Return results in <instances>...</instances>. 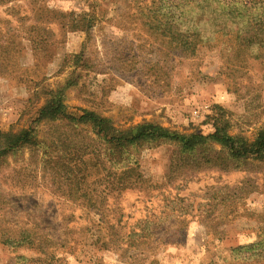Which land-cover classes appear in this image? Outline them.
<instances>
[{"label": "rangeland", "instance_id": "374dc122", "mask_svg": "<svg viewBox=\"0 0 264 264\" xmlns=\"http://www.w3.org/2000/svg\"><path fill=\"white\" fill-rule=\"evenodd\" d=\"M159 0H13L0 5V148L34 128L39 144L0 159V264H264V160L236 163L175 145L133 150L143 188L113 194L102 164L75 162L97 147L92 125L36 121L60 94L68 113L95 111L112 132L155 123L183 133L253 139L264 126V59L242 72L218 49L166 52L136 17ZM204 150V149H203ZM107 189V188H106ZM103 195L101 206L89 199ZM20 229L46 254L18 244Z\"/></svg>", "mask_w": 264, "mask_h": 264}, {"label": "trees", "instance_id": "16d2710c", "mask_svg": "<svg viewBox=\"0 0 264 264\" xmlns=\"http://www.w3.org/2000/svg\"><path fill=\"white\" fill-rule=\"evenodd\" d=\"M13 0H0V5ZM146 31L152 35L168 53H178L191 58L203 48L218 49L228 66L242 72L252 60L264 59V0H159L153 6L138 5L136 12ZM64 120L75 126L92 125L100 144L81 157L72 160L58 159L64 162L65 169L75 162L84 167L74 176L84 175L88 164H102L98 180L107 183L106 191L113 194L131 188H143L147 181L140 169L138 157L133 150L154 148L171 144L184 154L194 155L199 151H208L219 144L227 152L231 161L241 163L248 158L264 160V126L253 139L244 135L230 133L229 125L216 119L215 131L211 134L200 132L183 133L155 123H141L123 131L112 132L109 120L95 111L83 110L82 114H71L60 94L53 96L41 108L36 121ZM34 128L21 130L16 135L7 136L6 144L0 148V159L13 151L39 144ZM204 149V150H203ZM206 154V152H204ZM95 154V155H94ZM69 164V165H68ZM106 196H92L93 206H101ZM18 244H29L46 254L45 239L36 232L20 229L15 233ZM22 245V244H21Z\"/></svg>", "mask_w": 264, "mask_h": 264}]
</instances>
